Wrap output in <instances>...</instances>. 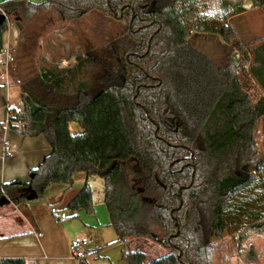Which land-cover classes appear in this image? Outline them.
<instances>
[{"label":"trees","instance_id":"1","mask_svg":"<svg viewBox=\"0 0 264 264\" xmlns=\"http://www.w3.org/2000/svg\"><path fill=\"white\" fill-rule=\"evenodd\" d=\"M201 1L207 0L0 1V54L16 20L19 51L37 46L45 34L37 21L48 16L80 25L85 35L73 66L47 57L35 72L9 65L23 102V109L9 108L10 120L24 121L12 128L26 137L43 134L52 150L29 180L0 185V206L41 199L80 172L99 174L127 264H212L213 242L229 230L227 200L264 168L257 138L264 37L238 41L232 18L247 0H215L218 15L210 21L198 12ZM248 1L264 9V0ZM189 22L197 24L195 37L222 38L223 63L196 46ZM71 122L83 132L73 134ZM93 203L86 182L59 208L92 213ZM242 226L264 234V215ZM130 238L151 239L167 251L150 260L128 246ZM0 264L27 260L0 257ZM78 264L89 262L84 256Z\"/></svg>","mask_w":264,"mask_h":264},{"label":"rangeland","instance_id":"2","mask_svg":"<svg viewBox=\"0 0 264 264\" xmlns=\"http://www.w3.org/2000/svg\"><path fill=\"white\" fill-rule=\"evenodd\" d=\"M201 3H204L210 11H214L216 7L219 10L218 2L215 0H208V2L201 1L200 4ZM217 15L218 13H209V15H205L207 18L206 20L210 21L215 19ZM239 19L232 18V22L237 31L241 32V25L237 23ZM20 22V20H16L13 22V26L15 28H20ZM81 22L84 21L82 20ZM244 22L255 24L259 27L261 33L264 34V28L260 26L262 24L264 25V9L258 8L253 10L245 17ZM37 26L40 31H45V34L37 39L38 42L35 48L27 47L25 50L19 51L16 50L17 44L10 48L13 57H16V59L14 58L10 63L13 69L18 70L19 66L21 67L20 71H22L23 68L28 72H35V70L43 64V57H47L53 62H60L63 66L70 67L75 65V54L82 48V38L85 36L81 34L80 25L71 22H63L57 18L48 16L47 18H42L41 21H37ZM114 26V31L117 32V25L114 24ZM196 26L197 24L194 22L188 23L190 35L196 46L205 51L216 64H219V62L220 64L223 63L226 51L222 44H219V42L222 43V38L218 35L208 34L195 37V34L198 33ZM257 33L258 32L254 30V33L251 35H256ZM230 45H235V43ZM230 45H228V47H230ZM232 52L235 58L236 54L239 55L238 62L237 58L235 61L236 65H239V51L236 49V51L232 50ZM16 55H19L20 59H17ZM11 79L12 83L16 82L15 77ZM11 92L12 102L18 100L20 97L19 87L13 85ZM15 109L17 108L15 107ZM263 122L264 118L261 119V123ZM257 133L258 145L264 152V127L261 126ZM89 183L93 190L94 199L92 213L81 210L79 214L75 215L66 211L68 218L62 221H60L58 217L52 215L61 223L72 222L74 224L73 231H75L77 227L85 229L93 240H95L93 242V248L99 244L98 247L101 253L98 257L95 258L93 256L94 254L90 251L87 254L91 264H126L121 256V246L117 243V232L115 228L110 225V213L103 199L104 179L99 174H93L90 176ZM38 200L45 202L44 197ZM50 201L54 203L53 200ZM63 203L65 202L61 200V206ZM225 211L227 217L230 219L229 230L223 238L214 240L212 264H264V234L250 231L247 227L245 228L242 226L245 221L264 215V168L261 173H258L253 178V181L248 186L235 191L229 197L225 205ZM128 246L130 248L144 249L150 260L167 251L164 247L151 239L146 241L143 239L140 241L136 240L133 244L129 243ZM252 247L256 255H254V251L250 254L248 253Z\"/></svg>","mask_w":264,"mask_h":264},{"label":"crops","instance_id":"3","mask_svg":"<svg viewBox=\"0 0 264 264\" xmlns=\"http://www.w3.org/2000/svg\"><path fill=\"white\" fill-rule=\"evenodd\" d=\"M30 1L39 3L44 0ZM246 5L247 8L243 13L235 15V18H240L237 23L241 25V32H237L238 41L241 43L264 37L259 27L244 22L248 14L258 9H253L252 3L248 0ZM260 26L264 28L263 24ZM254 30L258 33L251 35ZM19 33V28H15L13 23L10 24L4 34V46L9 45L11 48L16 45ZM14 72H9L0 63V185L16 179L29 180L32 170L38 168L52 150L43 134L26 137L13 129L7 122L8 105L23 109L20 85L16 82L12 83L11 79L16 77ZM13 85L18 86L20 90V97L14 102H12L11 92ZM261 126L264 127V122L261 123L260 120L258 130ZM70 130L73 134L83 132L77 122L70 123ZM6 145L11 149H6ZM89 179L90 176L87 177L85 172H80L75 175L70 185H58L50 188L44 197L45 202L30 200L22 204L11 202L0 206V257H23L27 260V264H78V258L72 255L70 243L77 238H91L92 242L85 252V257L91 264L87 254L90 251L95 258L98 257L101 253L99 244L93 248L95 240L85 229L77 227L73 231L74 224L72 222L61 223L62 220L56 219L49 211L50 205L55 204L61 207V204L58 203L60 200L64 202L70 200L86 182H89ZM50 200H53L54 203ZM80 211L76 214H79ZM142 239L150 240L147 238H130L129 243L133 244L136 240ZM117 243L120 244L122 250L124 244ZM131 249L137 248L131 247ZM141 250L145 251L144 249ZM163 254L161 253L157 257Z\"/></svg>","mask_w":264,"mask_h":264},{"label":"built area","instance_id":"4","mask_svg":"<svg viewBox=\"0 0 264 264\" xmlns=\"http://www.w3.org/2000/svg\"><path fill=\"white\" fill-rule=\"evenodd\" d=\"M208 2V0L206 1ZM245 6L246 3H245ZM198 12L200 14H205V15H209L210 14H214V13H218V8L216 7L214 9V11H210L207 6L204 3L199 4L198 7ZM12 60H14V57L10 51V46L9 45H5L1 54H0V63L3 64V66L5 67L6 70H8L10 63L12 62ZM14 107V106H12ZM9 108H11L10 105H8V124L9 125H15L19 128L23 127L24 125V121L22 120H10V113H9ZM11 149L8 145H6V149ZM49 211L51 214H53L54 216L58 217L59 220H63L68 218V214L65 210H62L59 208L58 205H50L49 206ZM92 242L91 238H77L74 239L71 243H70V249L72 252V255L78 259L82 258L85 256V252L86 250L89 249V246Z\"/></svg>","mask_w":264,"mask_h":264},{"label":"water","instance_id":"5","mask_svg":"<svg viewBox=\"0 0 264 264\" xmlns=\"http://www.w3.org/2000/svg\"><path fill=\"white\" fill-rule=\"evenodd\" d=\"M231 50H235L236 51V46L235 45H230V47H229ZM236 58H237V62H238V60H239V55L238 54H236ZM31 176H33V174L31 175Z\"/></svg>","mask_w":264,"mask_h":264}]
</instances>
